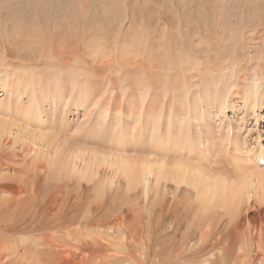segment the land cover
<instances>
[{
  "label": "bare ground",
  "instance_id": "1",
  "mask_svg": "<svg viewBox=\"0 0 264 264\" xmlns=\"http://www.w3.org/2000/svg\"><path fill=\"white\" fill-rule=\"evenodd\" d=\"M12 1L0 0V55L29 56L26 49L33 47L41 59L53 61L62 79L56 90L39 86L41 97L49 100L48 92L49 98L67 99L63 87L68 81L63 79L72 73L71 63L83 70L81 92L95 88L97 99L108 83L116 88L109 72L134 73L128 86L150 91L148 100L139 102L131 89L123 101L125 109L113 105L116 98L105 100L109 104L105 115L110 107L114 115L128 116L132 110L139 115L148 101L143 108L147 118H159L163 108L169 113L173 107L172 112L184 119L182 77L194 68L206 76L222 72L221 64L229 57L231 67L244 69L246 40L241 31L251 24L249 17L254 13L263 18L253 27L264 26V0H243L240 15L229 7L232 0H149L146 4L142 0H72L76 12L65 13V19L64 10L48 17L52 9L44 0L33 6L30 0L27 6ZM165 4V17L160 20L156 9ZM90 9L96 15L87 16ZM29 14H36L38 20L28 22ZM13 15H26V19ZM175 15H180L177 22L172 20ZM36 35L47 40L45 48L40 49ZM225 41L233 42L234 48L220 45ZM262 47L258 74L262 83L249 87L241 82L228 95L219 86V75L204 81L205 75L197 71L199 82H209L211 88L203 86L191 94L189 112L216 107L223 111L225 104L263 109ZM6 78L0 79V89L2 94H12L16 83ZM192 78L184 80L191 83ZM169 93L175 94L167 98L172 103L165 101ZM33 117L29 113L21 120L26 123ZM25 130L0 120V264H264V170H256V163L242 164L236 173L238 168L230 171L221 166L226 164L223 158L220 166H202L191 160L197 153L194 137L182 131L171 137L169 147L159 145L162 141L157 139L159 149L149 151L159 157L127 156L128 144L120 139V149L98 150L87 160L75 157L71 161L65 155V165L46 166L36 158V147L48 148L47 136ZM15 132L32 138L24 154L15 151L18 141L9 142ZM136 142L142 144L139 136ZM50 150L59 152L58 147ZM32 153L35 157L29 160ZM179 154L181 160L176 158ZM256 158L263 160L261 154Z\"/></svg>",
  "mask_w": 264,
  "mask_h": 264
},
{
  "label": "rangeland",
  "instance_id": "2",
  "mask_svg": "<svg viewBox=\"0 0 264 264\" xmlns=\"http://www.w3.org/2000/svg\"><path fill=\"white\" fill-rule=\"evenodd\" d=\"M14 1L15 0L12 1V4ZM17 1L27 6V0ZM41 2L43 1L30 0L28 4H32L33 6ZM44 2L45 5L48 3L47 7L52 9L51 12L46 13L48 17H57V13H55L56 11H58L59 15H61L62 13L60 14L59 10H64V19L66 15L65 13L71 14L72 11L76 12L74 9H72L75 7L74 4H76H71L72 0H44ZM145 2L148 3L149 0H142V3L146 4ZM84 5L86 6L87 3L84 2ZM229 5L227 4L229 7L232 5L231 8L236 10L234 14L238 15L241 12L239 8L245 4L243 0H232V3H229ZM261 6V3L258 2V7L260 9H262ZM166 7L167 6L165 4L164 7L160 9L157 8L158 10L156 9L158 16L160 15V20L162 18L164 19L165 17ZM90 12V14L86 15L89 17L96 15L91 9ZM16 16L14 17L19 19L25 18L26 15ZM84 16H81L80 18L87 17ZM185 17L188 18L187 15ZM247 17L248 16L246 14L245 18ZM28 18V22H33L35 19V21L38 20V16L36 14L34 16L29 14ZM42 18L44 17L42 16ZM259 18H263L261 17V14L254 13L253 16L249 17L251 20L249 22L252 25L250 24L246 29L244 28L246 31L244 29L241 31V35H243L246 40L245 49L243 51L246 62L244 69L241 68V70H239L236 67H231L232 62L229 57L228 60L223 61L221 64L224 65L222 72L206 76L204 71L194 68L190 71L191 74L187 73V75L182 77L180 86L182 92L185 94V108H187V111L179 110L177 112L182 113L184 111V116L186 113L184 119H182L183 116H179V113H176L175 115L174 112H172L174 111L173 107L169 113L166 112L167 110L165 108H163L159 118H155L153 116L147 118L144 115L143 110L146 109V104L148 101L142 105L144 109L142 108V112L139 115H133L134 110L131 112L129 111L128 113L132 114H129L128 116L127 114H123V112L120 113V115H114L115 111H113L114 109H111V107L110 112L105 115L104 109H106L109 105L106 104L105 100L116 98L114 100L117 101H115V104L113 103V105L115 107L125 109L123 101L128 99L127 95L132 91H136V94L139 96V102H142L141 100H148L150 91L145 89L142 90L141 88L137 87V85L132 87L128 86V82L134 73L130 75H122L121 73L118 74L117 72V74L115 73V76L114 73L112 75V72H109L112 81L114 80V83H116V88H114L115 84L112 85L111 82L108 83L105 86V92L103 93L102 97L100 96V98L97 99L95 98L94 94L97 92L95 88L91 89L90 91L82 88L81 92L82 77L79 75V73H83V70L79 65H77V63H71L70 71L72 73L70 76H66V78L64 76L63 79L68 81L67 85L70 86V89L67 85H64L63 87L64 93L66 96H68L67 99H65V96H62L61 99L49 98V93L47 92L46 94L48 95L49 99L47 100L44 98V96L41 97L39 86L45 87L46 90H48V86L51 88L53 87V89L56 90L58 81L62 79L61 72L59 68L54 65L53 61L50 62L51 64H49V62L44 61L39 56H37L35 53V48L29 47L26 49V54L29 56L21 55V57L18 53H16L18 55L14 57L15 59H13L12 56L7 55L6 57V55H3L5 57L3 58V56L0 55V57H2L0 58V79L2 77L8 76L6 79L16 83L13 86L14 91L12 94L11 92L2 94V90L0 89V120L3 122L12 123L13 125H18L20 129H26L25 131L28 132L35 131L46 135L47 137L44 140V144L48 146V148L45 147L42 149L40 146L36 147V158L41 160V163L46 164V166L65 165L69 157H71V161H73L75 157H78V160H87L89 155H92L98 150L109 153L111 152L109 149H120L122 146L118 145L120 139H125L126 142L123 143L128 144L126 146V150L128 151L125 152L128 154L127 156L130 155V157H135L134 155L137 153V155L141 157H147L148 154L153 158L159 157L154 156L155 153H151L149 151H157L159 149V147H157L158 145H155L157 139L162 141L160 142L161 144L158 142L159 145H165L166 147H169L173 140L171 137H177L179 136L178 134H181L180 132L183 131L182 134H188L194 137L195 141H193L196 144L194 148L196 149L197 153H195L194 156H191V160L198 162L202 166H220V158H223L226 164L221 166L228 167L230 171L238 168V171L235 170L234 173L240 172L243 165L245 167H250L255 163L257 164L254 166L256 170H264V108L260 110L255 108L252 111L249 109L248 105H246V107H237V105L236 107H231V104H225L223 111L222 109L219 110V107H216V109L210 108V110L206 109L202 111L198 105L201 111L196 108L198 112L192 110V115L189 112V101L191 94L195 93L203 86L211 88L209 82H199V76L196 73L197 71H200L203 73V75H205V77L202 78L204 81L213 80L206 78L219 75L222 84L219 86L223 87L225 91L228 90V95L236 92L237 86L235 88V85H240L243 83L249 87H253L254 85L257 86L258 84L262 83L260 75L258 74L260 73V51L262 50V46L264 44V26H261L260 23L259 27H253V24L259 21ZM172 20L177 22L180 20V15L172 16ZM251 27H253V29ZM35 38L40 42V49L45 48L47 40L42 39L39 35H36ZM222 44L225 47L234 48V43L231 41L220 43V45ZM229 53L231 54L232 51ZM205 56H207V54ZM7 58L9 61L6 60ZM126 67H124V69ZM188 76L193 77L190 80L193 82L190 83L188 80H184ZM244 78H246L245 81L243 80ZM249 87H247V89H249ZM100 88H103V85H101ZM163 88L167 89L168 87L164 86ZM131 89L133 90L131 91ZM82 93L85 95V97L81 95ZM169 94L168 96L165 95V101L172 103L173 100H167V98H172L175 94ZM41 98L43 99L41 100ZM119 99L121 101V105L118 101ZM36 101H38L39 104ZM175 107L178 109L181 108L179 105H175ZM125 111L127 112L128 110ZM29 113L31 116H34L33 119L30 120H34L36 123L30 120L25 121L26 123L22 122L21 118L27 117V114ZM151 114L154 115L153 113ZM149 118L153 120L151 121ZM40 121H46L45 125H40ZM157 132L158 134L156 135ZM138 136L140 137V142L142 144H138L136 142ZM153 136L157 137L153 138ZM8 138L10 143L15 141L19 142V144H16L14 147L15 151L19 154H24L23 148L25 144H29L32 139L30 136L21 132H15L13 136H9ZM51 140L53 143H51ZM181 140L182 139L180 138V143H182ZM210 145L215 146L210 147ZM52 147H58L59 152L55 153L54 151L50 150ZM73 149L75 150L73 151ZM247 152L249 156L245 157V153ZM258 154L262 155L263 160H257L256 156H258ZM65 155H68V158ZM180 156L182 155L179 154L176 158L179 157L181 160L182 158ZM34 157L35 155L32 153L31 156H28V159L32 160ZM82 166H80L79 171H81ZM49 174L51 175V169L49 170ZM160 190L162 191V187ZM178 192L179 191H177V193ZM91 216L92 213L89 211L88 217Z\"/></svg>",
  "mask_w": 264,
  "mask_h": 264
}]
</instances>
